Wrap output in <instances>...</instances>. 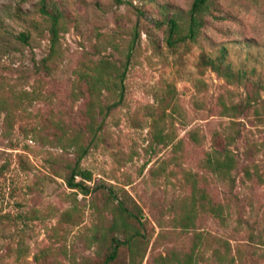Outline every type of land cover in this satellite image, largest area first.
I'll list each match as a JSON object with an SVG mask.
<instances>
[{
	"label": "rangeland",
	"instance_id": "rangeland-1",
	"mask_svg": "<svg viewBox=\"0 0 264 264\" xmlns=\"http://www.w3.org/2000/svg\"><path fill=\"white\" fill-rule=\"evenodd\" d=\"M51 1L69 21L55 66L44 70L49 24L36 1L0 0V264H43L34 261L41 250H49V264L97 258L93 235L111 218L103 192L144 225V238L120 248L112 264H156L169 255L181 260L196 234L198 264H219L211 253L223 252L222 242L231 264H264V0H214L198 44L181 56L165 47L164 6L187 11L192 0ZM129 46L122 102L81 162L91 173L85 196L58 177L74 155L55 145L53 134L60 132L44 122L61 120L68 134L81 128L89 102L85 77L103 57L125 58ZM223 48L233 69L245 73L242 83H227L211 70L198 75L199 55L216 57ZM169 84L176 113L158 119L156 97ZM221 103L240 113L225 115ZM235 128L240 133L230 149L237 167L233 182L221 181L201 160L215 133ZM192 131L200 144L191 141ZM159 132L171 140L157 141ZM184 172L196 174L197 187L224 207L223 224L202 212L187 230L177 224L191 194Z\"/></svg>",
	"mask_w": 264,
	"mask_h": 264
},
{
	"label": "trees",
	"instance_id": "trees-1",
	"mask_svg": "<svg viewBox=\"0 0 264 264\" xmlns=\"http://www.w3.org/2000/svg\"><path fill=\"white\" fill-rule=\"evenodd\" d=\"M20 1H36L37 12L49 24L47 30L50 51L48 56L41 60V68L49 70L51 66H55V61L60 53V38L67 31L69 17L51 0ZM115 1L117 3L122 2V0ZM213 7L214 0H192L187 11L177 8L170 11L169 6H164L168 15L164 16L161 24L165 26L164 44L169 54L172 56L180 54L181 56L182 53L188 52L191 46L198 44L202 29L207 24V18L214 16L212 14ZM19 39L27 43L28 35L22 33ZM131 49L132 46H129L123 59L103 57L94 67L92 75L85 77L89 102L85 110V122L81 128L72 130V134H68L61 120L55 121L49 117L44 122V127L51 126L60 132L53 134L55 145L65 153L69 154L72 151L71 154L74 155L72 160L65 161L64 166L60 169L62 173H57L58 177L64 181L67 188L80 191L85 196L89 194L90 188L85 183L91 181V173L81 167V162L95 143L108 113L122 102L123 80ZM226 56L225 48L216 57L202 52L196 64L198 75L202 76L206 70H211L227 83H242L246 78L245 73L234 70L232 65L227 62ZM201 83L202 81L198 79L197 88L201 87ZM253 87L257 92L260 83L253 84ZM25 99L29 98L25 97ZM105 100H112V102L105 104ZM156 101L158 103L156 109L158 119H161L167 111H170L171 115L175 114L176 90L174 85H167L163 95L156 97ZM221 105L222 113L225 115H229L230 112V115L237 117L240 113L236 105L231 107H227L224 103ZM0 109L2 108L0 107ZM232 125L235 127V122H232ZM233 133L225 136L215 133L212 137V148L204 154L201 160V168L221 181L233 182L232 172L237 167L235 154L230 147L240 132L235 128ZM189 137L194 143H201L197 131L190 132ZM171 138L170 134L163 135L161 132L156 135L157 141L161 142H166ZM244 172L246 176H251V172L247 168L244 169ZM196 176V174L184 172V179L190 186L191 194L186 198V208L176 219L177 224L184 230L193 226L195 218L200 212L210 215L222 224L227 219L224 207L221 204L213 203L205 190L197 187ZM77 178L80 180L77 181ZM103 197L105 209L111 218L108 225L99 226L97 233L93 235L94 242L98 245L97 258L74 261L72 264H112L118 257L120 248L131 247L134 241L144 238V225L140 215L134 214L121 202L115 204L109 192H103ZM65 217H70V214ZM201 240V234H196L191 251L184 254L181 260L177 258L175 260V255H169L160 257L156 264H198L199 259H201L199 251ZM222 245L224 246L223 252L215 248L211 254L219 264H231V259L228 258L229 246L226 242H222ZM204 247L210 249L207 244ZM48 255L49 250H41L39 254L34 256V261L49 264L45 260Z\"/></svg>",
	"mask_w": 264,
	"mask_h": 264
}]
</instances>
